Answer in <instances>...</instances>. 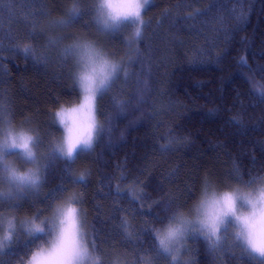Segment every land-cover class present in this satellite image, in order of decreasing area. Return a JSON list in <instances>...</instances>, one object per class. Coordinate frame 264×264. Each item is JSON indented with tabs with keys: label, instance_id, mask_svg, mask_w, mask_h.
Segmentation results:
<instances>
[{
	"label": "trees",
	"instance_id": "16d2710c",
	"mask_svg": "<svg viewBox=\"0 0 264 264\" xmlns=\"http://www.w3.org/2000/svg\"><path fill=\"white\" fill-rule=\"evenodd\" d=\"M75 4L0 0V106L15 131L40 137L42 176L36 192L11 201L19 209L5 203L4 213L19 225L38 209L48 218L73 198L101 264H173L156 255L152 229L178 206L189 216L205 191L240 186L237 173L244 180L264 176V97L253 88L264 85V0H151L141 15L142 37L127 55L118 37L120 48L110 53L114 47L98 36L94 0H81L83 15L68 26L55 23ZM77 40L132 62L97 97L102 130L89 157L69 161L52 150L62 139L56 112L81 100L76 66L64 53ZM81 174L87 183H74ZM15 239L0 264L27 261L42 242L22 228ZM187 239L191 264H259L229 238L215 252L203 236Z\"/></svg>",
	"mask_w": 264,
	"mask_h": 264
},
{
	"label": "snow or ice",
	"instance_id": "6c2138e0",
	"mask_svg": "<svg viewBox=\"0 0 264 264\" xmlns=\"http://www.w3.org/2000/svg\"><path fill=\"white\" fill-rule=\"evenodd\" d=\"M81 0L69 10L68 19L55 23L68 26L73 17L82 16L83 10L78 6ZM151 0H98L93 10L97 23L103 30L118 29L123 21L133 20L137 25L143 24L141 11ZM134 35L142 37V30L136 27ZM51 44H56V38H50ZM30 45L24 46L27 52ZM65 55L75 61V82L83 92L82 103L78 108L61 109L56 113L59 123L64 127L65 135L61 143H57L54 153H59L69 161H74L76 154L84 149H91L94 134L102 130L96 123L97 96L102 90L108 89L111 83L119 77V62L110 60L108 53L94 42L79 41L64 49ZM253 88L264 97V85L253 83ZM119 103V102H118ZM38 135H30L24 131H15L11 121L6 119V113L0 106V184L7 185V191L0 190V255L16 243L18 228H22L30 239L42 238V242L30 251L27 261L21 258L20 264H101L102 254L98 251L95 240L88 239L81 215L82 209L73 204L72 199L54 211L51 220L43 217L44 211L37 212L29 220L16 223L14 216L3 215L4 204L9 209H19L20 204L11 203L22 199L25 186L38 189L42 180L40 167L20 171L7 157L23 156L26 162L36 163V153L33 151L40 144ZM167 147V146H165ZM18 150V151H17ZM237 187L227 191L209 194L196 207L194 219H188L178 206L166 218L167 223L162 228H154L152 232L158 244L155 245L156 255L161 252L171 255L172 261L179 259V249L171 247L173 237L187 239L188 236H203L209 250L215 252L221 244L227 242L231 230L233 243L242 253L259 264H264V176H250L244 180L237 173ZM87 183L85 174H81L73 182ZM228 187V186H226ZM67 189L61 188L63 193ZM60 197H53L59 199ZM82 204V201H77ZM50 207V206H49ZM91 245V246H90Z\"/></svg>",
	"mask_w": 264,
	"mask_h": 264
},
{
	"label": "rangeland",
	"instance_id": "374dc122",
	"mask_svg": "<svg viewBox=\"0 0 264 264\" xmlns=\"http://www.w3.org/2000/svg\"><path fill=\"white\" fill-rule=\"evenodd\" d=\"M98 2V0H94V5ZM141 3H143V0H141ZM148 7V5L145 7V9ZM145 9H142L141 11V15L142 13L144 12ZM95 21H96V27L98 29V32L101 33V34H98V36L103 39L104 43L109 46V47H114L110 53H114L116 50H118L120 47L119 43L116 42V37H118L120 40H121V45H122V48L124 49V52H125V55H127L129 53V51L132 49L133 47V42L135 41V29L137 26H141L142 24H139L137 25L133 20H127V21H123L121 26L118 28V29H111V30H103L102 28V25L98 24L97 23V20H96V13H95ZM95 23V22H94ZM108 53L111 57H114L113 54H110ZM108 55V58L110 60H113V61H116V62H119L120 66H121V76L124 77L125 76V72H126V67L132 62V59H124L125 63L123 61H120V60H117V59H113L111 58L110 56ZM73 59V58H72ZM73 62H74V65H75V61L73 59ZM78 90L80 91L81 93V100L79 101V103L76 105V106H73L71 108H66L65 110H68V109H73V108H78V106L82 103V97H83V92L82 90L80 89V87L78 86ZM104 90H102L103 92ZM101 92V93H102ZM99 95V94H98ZM98 97V96H97ZM61 111V109L59 110ZM57 111V112H59ZM56 112V113H57ZM55 118H56V122L57 124L60 126L61 130H62V139H61V142L63 141L64 139V135H65V130H64V127L59 123V120L55 114ZM97 123V121H96ZM19 132V131H17ZM95 134H94V139H95ZM60 142V143H61ZM94 143V142H93ZM89 149H84L83 147H81V150L76 154V156L78 154H80V156L84 159H87L89 157V152H88ZM18 151V150H17ZM33 151L36 153L35 151V148L33 149ZM59 154V153H58ZM37 155V154H36ZM60 155V154H59ZM61 156V155H60ZM7 159L12 162L20 171H27L29 168H36V167H40V159L39 157L37 158L36 156V163H31V162H26V158H24L22 155L21 156H18V155H11V156H8ZM66 159V158H65ZM41 169V168H40ZM0 187H1V190L2 191H7V185H3V184H0ZM24 190H27V191H32V192H36V189H33L29 186H25V189ZM209 194H211L212 192H208ZM204 197V195L202 196V198ZM33 199H30L28 201H32ZM27 201V200H25ZM69 200H65L57 205H55L53 207V209L50 211V214L48 216L49 220H51L54 216V211L57 207H60L62 205H65ZM23 202V201H22ZM199 204V202H198ZM198 204L195 206V208L191 211V214L189 216H186L188 219H194L195 216H196V207L198 206ZM76 206V205H75ZM77 207V206H76ZM3 215H7V216H11L7 213H3ZM15 217V216H14ZM16 218V217H15ZM22 221H25L24 219L23 220H20V222ZM16 223L18 224L17 220H16ZM85 226V225H84ZM85 231H86V228H85ZM0 235H2V233H0ZM190 236H188L187 238H189ZM229 239L232 240V233H231V230L229 232ZM188 239H181L180 242L173 246V248H178L179 249V259L176 260V261H172L171 259V255L169 254H166L169 256L170 260L172 261L173 264H191L192 261L190 258H188L186 256V253H190V246H189V241H187ZM233 241V240H232ZM158 242V241H157ZM112 264H122L120 262H117V261H114L112 262Z\"/></svg>",
	"mask_w": 264,
	"mask_h": 264
},
{
	"label": "clouds",
	"instance_id": "9594fccd",
	"mask_svg": "<svg viewBox=\"0 0 264 264\" xmlns=\"http://www.w3.org/2000/svg\"><path fill=\"white\" fill-rule=\"evenodd\" d=\"M179 243V238L178 237H173L171 240V247L177 245ZM86 264H92L91 260L89 259L88 261H86Z\"/></svg>",
	"mask_w": 264,
	"mask_h": 264
}]
</instances>
